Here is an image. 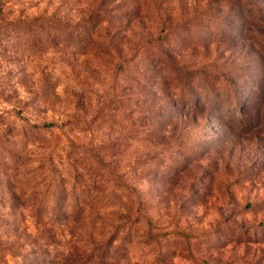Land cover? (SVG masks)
I'll return each mask as SVG.
<instances>
[{"label":"rangeland","instance_id":"obj_1","mask_svg":"<svg viewBox=\"0 0 264 264\" xmlns=\"http://www.w3.org/2000/svg\"><path fill=\"white\" fill-rule=\"evenodd\" d=\"M1 1L0 264H84L60 241L106 239L116 214L119 264H264V0H105L112 43L86 55L31 18L94 0ZM53 191L68 214L97 197L101 220L49 238Z\"/></svg>","mask_w":264,"mask_h":264},{"label":"trees","instance_id":"obj_2","mask_svg":"<svg viewBox=\"0 0 264 264\" xmlns=\"http://www.w3.org/2000/svg\"><path fill=\"white\" fill-rule=\"evenodd\" d=\"M105 0H94V4L91 8L86 9L84 13H81L80 18L74 23L64 22L62 19L58 18L55 13L49 16H33L31 18L32 22H37L36 29L34 31V36L40 35L42 32V19L45 18L46 24L48 27L47 37L50 40L52 46L55 49L62 50H70L74 55H86V54H94V53H107L108 48L110 47L109 41L107 44L102 43L105 37H109L108 27L110 26V17H108V11L105 10L104 2ZM5 2H0V30L3 27V23L5 22V13H4ZM19 18L14 17L12 24L17 23ZM8 25V24H6ZM16 27V26H15ZM106 30L104 33V38H102V34H100L101 30ZM111 39V38H110ZM97 40V41H95ZM125 60L118 61V67L125 64ZM30 131L32 132H43V131H51L52 128L57 127L56 123L48 122V123H31L29 126ZM73 147V144H70ZM28 154V152H27ZM47 158V156H46ZM51 161V157L49 159ZM110 175L113 176L112 173ZM12 179H15V176H10ZM12 180L10 178H6L5 183L10 185ZM14 181V180H13ZM0 187L2 188L3 186ZM51 205L52 207V216L48 213H43L40 211L38 207L37 221L43 222V224L49 225L50 229H46L49 234L50 231H53L55 227H59V224L65 223L68 225L70 219L73 220V225H78L82 220H87L89 224L94 225L98 221L101 220L100 212L103 209V204L97 197H87V198H79L74 195V202L70 205L71 214L63 208L65 197H61L60 195L57 197V193L53 191ZM2 201V195L0 197V202ZM44 203V201H42ZM13 206H11V211L7 215H13V212L20 204L19 196L12 197ZM47 215L51 218L47 219ZM73 216V217H71ZM117 220L122 218L119 222H115L114 226L112 225L111 231L108 234V237L103 240L97 239L94 230H90L85 233V239L81 240L80 248H76L73 237L71 236V230L67 231L70 234L69 239L64 237L62 241H60L62 245V249H65L67 257L72 258L75 257L76 251H79L80 258L84 261V264H119L118 259H123L127 255V246L129 244V235L128 238L124 237L122 239V248L123 254H119L117 249L119 246H114L116 242V238L118 237V233L120 232V228L126 224H129L128 216H120L117 215ZM5 218V217H4ZM44 220L47 222L44 223ZM123 223V224H121ZM72 224V223H71ZM71 225V229L74 227ZM84 226L81 228L83 229ZM128 232V231H127ZM55 234H49V238H53ZM74 242V243H73ZM124 244V245H123ZM127 245V246H126ZM62 254V253H61ZM65 255V256H66ZM65 256H60V258L67 261Z\"/></svg>","mask_w":264,"mask_h":264}]
</instances>
